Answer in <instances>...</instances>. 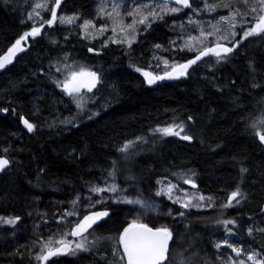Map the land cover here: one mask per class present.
Segmentation results:
<instances>
[{"label":"trees","instance_id":"16d2710c","mask_svg":"<svg viewBox=\"0 0 264 264\" xmlns=\"http://www.w3.org/2000/svg\"><path fill=\"white\" fill-rule=\"evenodd\" d=\"M32 4L33 0L0 1V55L24 32L39 26L28 19ZM93 5L94 0H62L60 11L93 19L97 11ZM192 5L201 8L198 1ZM217 13L194 14L187 9L166 16L142 29L131 49L111 42L102 47V42L86 40L72 26L45 25L39 36L29 37L23 55L0 73V107L8 109L7 113L0 111V156L11 161L0 173V215L21 216L18 187L43 198L58 195L66 204L65 211L72 194L84 190L86 180L110 179L107 173L115 162L119 185H136L147 197L174 207L169 222L173 232L170 258L176 247L195 257L208 255L217 264H226L233 254L228 247H216L225 233L214 215L188 212L156 195L158 180L192 187L184 183L187 177L195 180L197 189L225 201L237 186L247 194L236 213L239 223L229 242L237 247L243 243L245 253L264 256V233H247L249 227L264 228V145L249 130L250 121L264 112V39L250 37L220 63L206 57L176 81L153 86L136 71L151 70L158 50L155 45L167 47L175 37H185L190 14L215 19ZM44 14L50 19L49 12ZM177 45L171 62L194 58V52L180 51ZM90 47L102 53L90 54ZM64 63L87 66L100 74L101 83L93 90L104 104L98 116L78 115L75 103L56 85L55 79H63V74L55 68ZM75 116L78 119L69 122ZM24 119L36 125L35 131L27 130ZM174 122L185 124L192 141L153 132ZM137 137L147 142H137L127 154L119 151ZM122 209H112L107 222L94 229L115 233L114 224L124 226L117 220ZM181 211L184 216L178 215ZM0 264H34L6 228H0Z\"/></svg>","mask_w":264,"mask_h":264},{"label":"snow or ice","instance_id":"6c2138e0","mask_svg":"<svg viewBox=\"0 0 264 264\" xmlns=\"http://www.w3.org/2000/svg\"><path fill=\"white\" fill-rule=\"evenodd\" d=\"M61 3L62 0H35V3L31 6L32 11L27 15L29 20H32L34 24L39 23V26H33L30 31L24 32L4 55H0V70L11 64L17 53L25 51L22 41L27 40L29 37L39 36L45 25L53 26L57 23L61 25L77 24L80 18L76 15H57V10L61 8ZM202 3V8H194L191 0H144V2L133 0L134 6L129 9H124L123 0H120V2L111 0V10H109L107 0H98L96 18L103 19L104 22L97 28L94 20L85 19L82 23L77 24V27L84 31L86 37L90 28L103 36L104 33L109 31V27H111L112 36L102 44V47H106L111 42L118 45H125L128 49H131L132 45L137 42L141 31L137 27L138 24L143 25L144 30H147L152 27L154 22L164 20L169 15L179 14L184 9H190L194 14H199L204 11L215 12L221 6L229 9L228 15H220L215 24H210L211 31L205 32L201 26L198 36L189 35L183 41V44L180 46V51L187 50L188 52H194V58L188 59L183 63L178 61L170 63L167 59H164L163 63L165 67L163 74H156L137 68L136 71L143 73L149 85L156 84L157 81L165 79L171 80L186 77L188 70L204 57H215L217 63L226 61L240 47L241 43L250 37L264 39V0H243V4L249 9L251 19L248 18L247 14L240 11L239 7L236 6L235 0H229V2L222 4H209L208 0H202ZM49 4H53V6L49 8ZM42 12H50V19H44V16L41 14ZM126 16L132 17L131 23H125ZM187 22L189 24H200L199 21L193 20L191 16L188 17ZM222 23L225 25L223 28L219 26ZM238 26L242 29V34L236 31ZM179 27L183 28V24H180ZM238 35L240 39H236ZM210 37L213 38L211 41L209 40ZM172 44L175 46L176 42L173 41ZM155 48L160 49L161 45L157 44ZM88 50L90 52L95 51L92 48ZM154 58L159 63L161 58ZM49 67L51 68L52 65L50 64ZM55 71L63 74V79L56 78L55 83L75 103L78 109V115L87 110L89 119L93 116H98L99 112L92 113L90 109H87L88 101L95 99V95L90 97L87 94L93 93V90L101 83L100 74L83 65L78 66L68 63H64L62 67L57 66ZM0 111L7 113L8 109L4 108L0 109ZM188 120H192V117L189 116ZM23 124L29 132L35 131L36 129V125L30 123L27 119L23 120ZM249 130L261 144H264V112L250 121ZM153 132L161 133L164 136H177L185 141H191L193 139L191 135L185 132V124L183 122H174L166 127H158L153 129ZM182 133L183 135H181ZM139 141L147 142L143 137H137L135 141L129 140L123 144L119 151L122 154H127L129 149L135 147ZM10 164L11 161L7 157L0 156V172H3ZM117 171L116 163L113 162L111 170L107 173L108 177L113 181L112 183L105 181L104 186H100L94 182H88L89 192L99 195L100 198L93 201L91 195L88 196L86 198L88 211L81 216L80 210L76 207L80 202V197L77 196L71 202L72 210H65L59 217L60 223L65 226L64 230L58 233H51L47 239L41 237L36 241L39 244V252L35 256L37 261L42 262V264H49V261L54 257L75 256L81 251H91L102 239L111 248V255L114 259L110 264H172L169 257V244L173 240L172 230L166 225L150 226L148 223L143 222V215L155 210L154 203L144 198L138 189H134L136 195H126L125 193L128 192V189L121 188L115 182L117 179ZM241 172H247V169L241 168ZM184 183L191 184L193 188L197 187L195 180L190 177L185 178ZM157 184L162 185L156 192L157 196L167 195L169 200L173 203L180 204L184 209L191 210L193 208L200 209L203 206H215L211 196L205 197L202 193L196 192L191 194L185 193L183 197L177 195L174 198L173 190L183 191V189H179L178 185L172 184L171 182L165 185L164 180H158ZM104 193H111L112 195L106 197L103 195ZM109 199L117 204L132 205L134 218L127 223L126 227L118 231L116 236L95 238L89 241L85 234H91L89 230L93 229L95 231L93 228L94 225H99L100 221L107 222L106 218L111 217L109 210L106 208L104 210L92 209H95L96 204H107ZM246 199L247 194L242 192L241 188L237 186L231 192L223 207H234ZM206 200L211 203L209 205H203L202 202ZM234 201L235 205L233 204ZM168 215H171L170 211ZM178 215L184 216L185 213L181 211ZM69 217H77V219L69 220ZM20 220L21 217L19 216L8 218L0 217V223L13 227ZM216 223L224 226L227 230L228 237L234 235L233 230L228 226L237 225L235 219L218 220ZM254 231L264 233V228L254 229L253 227H249L247 229L249 236ZM70 236L79 239H69ZM222 245H226L231 249L237 258L241 257L242 254L246 256V260L231 259L229 264H247L248 261L251 264H264V256L255 251L245 253L243 243L237 247L235 244L230 243L228 238H225L223 241L218 242L216 247L219 249Z\"/></svg>","mask_w":264,"mask_h":264},{"label":"rangeland","instance_id":"374dc122","mask_svg":"<svg viewBox=\"0 0 264 264\" xmlns=\"http://www.w3.org/2000/svg\"><path fill=\"white\" fill-rule=\"evenodd\" d=\"M0 1L6 2L7 0H0ZM194 1L195 2L198 1L200 3V7L201 8L203 7L202 0H197V1L194 0ZM117 2H120V0H117ZM140 2H144V0H140ZM224 2H229V0H208L209 4H212V3H221L222 4ZM34 3H35V0H33V4ZM107 3H108V9L111 10V0H107ZM235 3H236V6L239 7L240 11L242 13L247 14L248 18L251 19V15L249 14V9L247 7H245V5L243 4V0H235ZM123 4H124V9H129V8H132L134 6L133 0H123ZM49 5H50L49 8H51L53 6V4H49ZM93 6L95 7V9H97L98 0H94ZM122 11H123V9H122ZM221 11H224V12H221ZM205 12H207V11H205ZM215 12H219V13H217V17L215 19L214 18L201 19V18H198V17L190 14V16L193 18V20L199 21L200 24L199 25L189 24L187 22L185 24V27H187V29L185 30V35H184L185 37L183 39H181L182 37H175L174 38V39H176L175 40V42H176L175 46L170 44L167 47H161L160 49H158L157 53L154 55V57H159L161 59L159 60V63H158V61L153 57V61L151 63L152 68L150 71L153 73H156V74H163V69L165 67L163 60L167 59L171 63V59L172 58L174 59L176 57V50H177L176 45L178 43L181 46L183 44V41L186 40L189 35L198 36L201 26L204 28L205 32L211 31L210 24H215L217 22V20L219 19L220 15H228L229 9L221 6V7H218ZM215 12H208V13H215ZM201 13L202 12H200L199 14H201ZM41 14L44 16V19H45L44 12H42ZM57 15L58 16H61V15L72 16V15L67 14L65 12H61L60 10L57 12ZM76 16H78L80 18V20L77 21V24L82 23L83 20L86 19V18L81 17L79 15H76ZM87 20H94L97 28L104 22L103 19L96 18V14H95V17L93 19H87ZM238 20H239V17H238ZM131 22H132V17L126 16L125 23H131ZM77 24L61 25V24L57 23L56 25L72 26L75 30L80 32V34L83 38H85L86 40H89V41H97L99 45H100V42L104 43L105 41L108 40V38L110 36H112L111 27H109V31L104 33L103 36L99 35L98 33L95 32L94 29L90 28L88 35L86 37L84 31L81 28L77 27ZM219 26L221 28H223L225 25L222 23ZM137 27L141 30L144 29L143 25L138 24ZM236 31L238 33L242 34V29L239 26L237 27ZM93 36H95V38H93ZM239 38H240V36L238 35L236 37V39H239ZM212 39L213 38H211V37L209 38L210 41ZM229 46H231V45L229 44ZM121 47L127 48L125 45H121ZM85 67H87V66H85ZM87 68H90V67H87ZM87 95L90 97L95 95L94 100L88 101L87 109H90L92 113L99 112L102 105H104L101 97L97 96V95H99V92L93 91V93H88ZM82 114L86 118H88L89 113L87 110H85V112ZM78 117L79 116H75V117H73L74 119L71 118L70 120L78 119ZM162 180L165 181V185L168 182H171L172 184L178 185L179 189H183V191H177L174 189L173 190V197L174 198L177 195L183 197L185 193L191 194V193H196V192L202 193L205 197L211 196V195L205 194L201 190L193 188V187L184 186V185L178 184V183L173 182V181L168 180V179H162ZM105 181H107L108 183L113 182L111 179H109L107 177H103L99 181L94 180V179L86 180V182L84 183V190L82 192H74L72 194L70 202L67 203V207H66L67 210L68 211L72 210V203L71 202L77 196H79L80 202H79V204L76 205V207L78 210H80L81 216L83 214H85V212L88 211L86 198L90 195H91V198L93 201L100 198L99 195L89 192L88 182H94L96 184H99L100 186H104ZM119 186L121 188H127L128 189V192L125 193L126 195H136V191L134 189H138L139 193L142 194V196L144 198L149 199L151 202L154 203L155 210L148 212L147 214H144L143 215V222L148 223V224L153 223L156 226L166 225L167 227L170 228L169 222L174 215V207H172L171 205L167 206V205L163 204L162 202H160L156 199H152V198L147 197L142 192V190L136 185H126V186L119 185ZM161 187H162V185H160V188ZM17 190H18L17 194H19L22 197V204H21V211L22 212H21V216H19V217H21V220L14 227L11 225L0 223V228H6L8 234L13 239V241L26 249V254L28 256H30V260L34 264H41L42 262H39L35 259L36 254L39 252V244L36 243V241H38L41 237H43L44 239H47L51 233H58V232L64 230L65 226L60 223L59 217L63 214L64 207L66 204L64 203L63 198H60L58 195H50L48 198H43V197H41V194H37L28 188L26 189L25 187H22V188L18 187V189H16V191ZM103 195L107 197V196H111L112 194L111 193H104ZM162 196H164L167 200H169L167 195H162ZM211 197L213 198V201L215 203L214 207L203 206L200 209H195V208H193L191 210L184 209V208L183 209L187 210L188 212H194V211L197 213L198 212H204V213L209 212L206 214L207 215H214V220H216V222L218 220H223V219H235L237 221V225H238L239 217L236 215V213H237L238 209L240 208L241 204L243 203V200L238 205H235V201H234L233 202V204L235 205L234 207L225 208V207H223V204L227 202V201H225V199L222 200L223 198H221L219 196H211ZM169 201H171V200H169ZM210 203L211 202H209L207 200L202 202L203 205H209ZM175 204H177V203H175ZM178 205H180V204H178ZM107 207H113L116 209L123 208L122 214L118 217L117 220L123 222L122 225H124V226H127V223L130 222V220L132 218H134V214L132 211V209H133L132 205L117 204V203H114L113 200H111V199H109L107 201V204H96L95 209H97V208L104 209ZM95 209H92V210H95ZM217 210H220L221 213L224 215L219 216L216 212ZM169 211L171 212V215H168ZM56 214H59L58 217H56ZM15 216H18V215H5V216L0 215V217H4V218L15 217ZM68 219L69 220H75V219H77V217H69ZM237 225H229L228 226L229 228H231L233 230L234 235H232V236H235L234 229L237 227ZM123 227H118L114 224L112 226V230L116 231L115 233L101 234V233H99V231H96V230L93 231L92 230L91 232H89L91 234H86V237L89 241H91L95 238L116 236L118 234V231L122 230ZM221 229L225 233V238L230 239L232 237V236H230V237L227 236V230L224 228L223 225L221 226ZM224 239H222L221 241H223ZM76 240H78V239H76ZM221 241H219V242H221ZM222 246L227 247L226 245H222ZM178 249L176 247L175 250L171 253L170 260H171L172 264H193L195 262V259H197V261H198L195 264H201L202 262L217 264L219 262L218 260H215L208 255H205V256L198 255L197 257H195V255L190 254V253H188V254L181 253ZM107 252H109L110 254L106 255ZM78 255L80 257V260H82L83 262L88 263V264H92L93 262H95V264H110V262L113 261V259H114L113 256L111 255L110 245L107 242L103 241L102 239L92 248L91 251H81L78 253ZM230 255L231 256L228 257L226 264H229L231 259H245L246 260V256L245 257L241 256V257L237 258L235 253L230 254ZM201 257H207L208 260H204ZM72 258H73V256H71L69 259L71 260ZM99 259H103V260H101V262L99 263ZM76 264H78V263H76ZM247 264H251V262L248 261Z\"/></svg>","mask_w":264,"mask_h":264},{"label":"water","instance_id":"95a60500","mask_svg":"<svg viewBox=\"0 0 264 264\" xmlns=\"http://www.w3.org/2000/svg\"><path fill=\"white\" fill-rule=\"evenodd\" d=\"M191 3L193 4V2H192V0H191ZM185 10H187V9H185ZM58 11V10H57ZM29 39V38H28ZM28 39L27 40H25V41H22V44H23V46H24V48H25V50H26V43L28 42ZM90 48H92V47H90ZM92 49H94V48H92ZM89 51V50H88ZM7 52V51H6ZM5 52V53H6ZM25 51H23V52H20V53H17V55H16V57H15V59L13 60V62L11 63V64H9V65H7L4 69H2V70H0V73H2L6 68H8L9 66H11V65H13L22 55H23V53H24ZM4 53V54H5ZM89 53L90 54H98V55H100L102 52L101 51H99V50H96L95 49V51H92V52H90L89 51ZM3 54V55H4ZM206 57H204L202 60H204ZM201 60V61H202ZM199 62V61H198ZM93 71H95V70H93ZM180 79V78H179ZM176 80H178V79H171V80H169V79H165V80H162V81H157V83L156 84H153V86H156V85H160V84H164V83H166V82H172V81H176ZM1 109V108H0ZM192 141V140H191ZM264 145V144H263ZM10 167V166H9ZM8 167V168H9ZM8 168H6L5 170H7ZM4 170V171H5ZM3 171V172H4ZM0 173H2V172H0ZM99 210H104V209H99ZM107 210H109V209H107ZM109 212H110V214L112 215V210H109ZM107 219H109V218H106V220ZM102 222H104V221H100L99 222V224H101ZM96 226H98V225H94L93 226V228H95ZM91 230H93V229H90L89 230V232L91 231ZM87 234V233H86ZM85 234V235H86ZM71 237V236H70ZM71 239H78V238H76V237H71ZM171 245H172V241L170 242V244H169V250H170V248H171ZM55 258V257H54ZM54 258H52V259H54ZM51 259V260H52Z\"/></svg>","mask_w":264,"mask_h":264},{"label":"flooded vegetation","instance_id":"af4514ba","mask_svg":"<svg viewBox=\"0 0 264 264\" xmlns=\"http://www.w3.org/2000/svg\"><path fill=\"white\" fill-rule=\"evenodd\" d=\"M222 200H224V199H222ZM112 209L114 210L113 207H112ZM69 239H71V237ZM70 257H71V255H69V256L55 257L54 259H52V260L49 261V264H55V263L56 264H59L60 262H62L63 264H76V263H78V264H88V263H85L82 260H80V257H79L78 254L75 255V256H73V258L71 260L69 259Z\"/></svg>","mask_w":264,"mask_h":264},{"label":"bare ground","instance_id":"6f19581e","mask_svg":"<svg viewBox=\"0 0 264 264\" xmlns=\"http://www.w3.org/2000/svg\"><path fill=\"white\" fill-rule=\"evenodd\" d=\"M192 2H193V0H192ZM61 6H62V3H61ZM60 9H58V11H59ZM57 11V12H58ZM93 48V47H92ZM95 49V48H94ZM97 50V49H96ZM100 51V50H99ZM102 52V51H101ZM96 71V70H95ZM97 72V71H96ZM1 108V107H0ZM157 139V138H156ZM130 158V157H129ZM121 170V169H120ZM105 209V208H104ZM107 209V208H106ZM96 210H99V209H96ZM109 210H112V209H109ZM93 264V263H92Z\"/></svg>","mask_w":264,"mask_h":264}]
</instances>
